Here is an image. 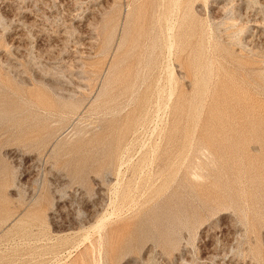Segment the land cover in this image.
I'll return each mask as SVG.
<instances>
[{
    "label": "rangeland",
    "instance_id": "obj_1",
    "mask_svg": "<svg viewBox=\"0 0 264 264\" xmlns=\"http://www.w3.org/2000/svg\"><path fill=\"white\" fill-rule=\"evenodd\" d=\"M0 264H264V0H0Z\"/></svg>",
    "mask_w": 264,
    "mask_h": 264
}]
</instances>
